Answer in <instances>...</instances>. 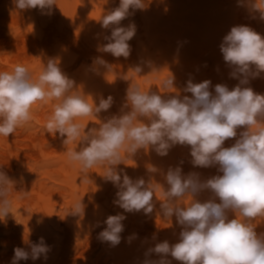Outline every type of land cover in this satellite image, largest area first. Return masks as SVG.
Wrapping results in <instances>:
<instances>
[{
	"label": "clouds",
	"instance_id": "9594fccd",
	"mask_svg": "<svg viewBox=\"0 0 264 264\" xmlns=\"http://www.w3.org/2000/svg\"><path fill=\"white\" fill-rule=\"evenodd\" d=\"M13 3L19 10L39 9L44 14H50L56 5L55 0ZM146 6L145 0H119L118 7L104 14L101 27L111 32L98 51L128 58L132 50L129 41L135 36L136 26H122L121 22ZM254 7L264 19V10L256 4ZM220 51L233 69L231 77L239 80L231 90L225 84H217L213 93L210 80H189L184 91L191 96L181 98L130 85L122 114L87 131L75 121L107 112L114 103L111 95L100 96L98 103L94 99L89 102L54 60L45 64L36 79L25 66L16 65L11 72H0V136H12L28 124L33 105L58 101L45 124L47 133L59 135L63 144L78 143V150L69 151L68 157L82 169L106 165L104 177L118 189L114 205L126 213L143 210L145 215L154 211L156 186L143 178L133 180L123 169L118 170L117 166L123 163L121 150L125 156H132L140 149H151L163 157L176 145L190 146L193 167H215L220 174L201 179L197 173L184 175L179 165L168 168L160 213L165 219L174 217L181 231L175 244L165 240L149 249L161 259L146 260L144 264H171L169 255L181 264H264V233L258 234L253 223L264 217V95L246 86L250 78L264 73V37L248 26H233L223 37ZM93 63L108 67L101 57ZM135 71L140 73L142 69L138 66ZM163 86L173 88L174 77L163 81ZM238 129L243 130L238 133ZM229 139H235V143L225 147ZM148 170L158 172L155 167ZM10 185L14 186L13 181L0 171L3 217L10 213ZM204 193L208 196L202 199ZM189 197L187 205L181 203ZM83 209L79 201L72 211L81 214ZM125 219L122 213L108 216L104 221L106 228L98 234L101 242L118 245ZM133 238L135 234L128 238L129 242ZM49 251L50 246L41 237L27 250L15 248L11 264L42 256L47 259Z\"/></svg>",
	"mask_w": 264,
	"mask_h": 264
},
{
	"label": "rangeland",
	"instance_id": "374dc122",
	"mask_svg": "<svg viewBox=\"0 0 264 264\" xmlns=\"http://www.w3.org/2000/svg\"><path fill=\"white\" fill-rule=\"evenodd\" d=\"M63 1L67 2L71 8L70 18L73 28L76 32L78 31L77 34L82 35L86 41L90 42L91 48L94 51L97 50V55L99 53L101 54V51H98V48L107 43L104 37L110 35L111 30L101 27L100 17L118 7L119 0ZM166 1L167 3H163L162 0H159V3L155 7L151 6L150 8V6H148L149 8L142 10V12L141 10L135 11L134 14L130 15L121 22L122 26H127L130 23H134L136 26L135 36L129 41L132 49L130 55H132L130 57L131 61L128 63L126 60L129 59L124 58L126 61L125 62L124 60L122 61V57H114V59H116L113 61L111 55L110 58H108L109 55L107 53V58H101H103V60L106 59L105 61L107 62L108 67H103L93 63L97 56H95V58H90L92 57V52L94 51L90 53L92 55L88 56L89 58H84L87 55L77 56L68 65V69L70 71L68 72V77L76 82V91L86 95L85 98L88 99L89 102L94 99L98 103L100 96L107 98L109 95H111L114 98L115 93L118 91V88L123 81H125L128 87L130 85L138 86L143 91H158L161 95L166 97L179 96L181 98L186 95L184 89L189 80H192L193 83H200L204 80H207L208 77H211L214 82L225 84L230 90L234 88L239 83V80L231 77L230 73L232 70L231 72L227 73L223 70H217L218 68L215 64L223 58V55L220 51V44L222 43L223 37L230 31L233 25L238 26L237 13L232 8V4H238L241 1L245 3L246 0H232L230 3H226V1L223 4L224 7L220 5L219 7L216 6L207 8L205 6L199 5L198 3L177 0ZM0 5V35L18 36L20 34H24L29 36H41L54 18L53 16L57 15L53 13L56 11L54 7L50 14H44L39 9H29L23 11L19 10L15 7L13 0H0ZM146 17L147 19L142 21L143 18ZM143 27L149 28L147 30L148 32H146L147 34H145L146 29ZM147 40L150 42V44ZM214 58L216 60H214ZM132 59H134V61ZM22 61L23 60H20L12 65H7V67L5 66L4 71H6L7 68V71L11 72L16 65H22L24 63H22ZM116 62L117 64L120 62H125L127 64L123 66L121 65L122 68H124V70L122 69L124 73L121 71L120 66H118ZM138 66L142 69L140 73L135 71V68ZM26 68L29 70V73L32 75L33 79L38 78L37 74L34 73V70H32L29 65ZM156 75L158 76L156 77ZM170 76L174 77V87L165 88L163 86V81H165ZM121 78L123 79L122 81ZM180 85L181 87L179 88ZM246 86L251 87L254 92L264 95V73H262L257 78H250L249 84ZM57 103L58 101L52 100L47 103L40 102L39 104L38 102L35 104V106L33 105V111L31 110L32 120L30 121V123L33 124L29 126L30 124L28 123L29 125L26 124L22 126L23 128L20 127L15 131V133L17 132L20 134V138L15 142V144L19 146L27 145L28 141H26V137L29 134L37 133L41 137L45 135L47 132L45 128V124L47 122L46 117H48V114H52L54 106ZM113 111L112 105V107L107 112H101L98 117H85L88 129L98 128L101 122L113 116ZM45 114H47L46 117ZM50 116L51 115H49V117ZM33 125L34 127H32ZM242 130L243 129H238L237 131L239 133V131ZM32 131L34 133H32ZM1 137L2 136H0V138ZM234 143L235 139H229L225 142L224 146L229 147ZM58 144L59 143L53 141L45 144L40 150H34L32 148L29 149L27 147L23 149L20 148L19 151L15 152L17 147L14 144H12L7 150L6 145L0 142V160L1 157L6 156L3 154L5 153V149L3 152H1L2 148H6L8 151L7 157H3L4 160H2L5 161L6 158L9 157L7 160L12 159V165L15 163L13 165L14 168L9 163H5V165L2 164L0 166V171L5 172L9 179L13 182L20 181L23 182L22 184H25L26 182L32 180L41 183L40 184L37 182L38 185H47L50 183L48 186L52 187L53 184L55 185L56 181L54 180V178H56L54 175L57 174L59 169L64 168L65 165L62 148ZM121 155L124 161L121 164H125L126 168L129 169V174L127 175L130 178L133 180L143 178L145 179L146 183H152L154 186H156L155 196L153 198V202L155 204L153 213L145 215L143 210H141L140 212H137L139 213V215L137 214L139 217L135 215L132 216L133 219L131 218L129 221L124 222V232L126 234L127 231L129 237L133 236V234L131 235V226L133 227V225L136 223L145 224L146 228H149L150 230L153 229V232L157 233L160 231L159 228L162 226L167 230L169 228V230L176 229L181 231V227L176 224L174 217L171 220L165 219L160 213V201L165 199L163 197V187L165 189L167 188V185L164 181V173H166L169 167H176L179 165L182 167L184 175H188L189 173H197L201 179H207L214 175L220 174L217 172L215 167H193L191 164L190 146L176 145L170 149L167 156L163 157L157 155L155 151L151 149H140L135 155L132 156H125L124 151L121 150ZM23 156L24 159H22ZM22 167L25 168L26 171H24ZM150 167L157 168L158 172H149L148 169ZM98 168H100V170ZM9 171H11L10 174ZM105 174V165H97L88 170L82 169L79 165V167L75 170L66 171L65 176L68 180V183L71 185L77 184V186H81L83 189L86 187H94L95 189L97 188L98 190L104 191V193H111L113 191L116 193L118 189L113 185V183L108 180L106 181V178L104 177ZM207 196L208 193H204L201 198L205 199ZM13 198L16 199L17 197L14 195L11 196L12 200H10V213L6 217L0 216V256L1 258L5 259L4 256L6 254L5 257H9V259L6 258L7 261L11 259L10 253L12 252L10 251H13L12 248L15 246V243L19 241L20 238L22 240H26L28 235L24 230H26V232L28 230L25 229V226L28 227V224L30 226L35 225V227L38 228L39 233L43 235L47 232H50V234H57L59 231L60 232L58 234H60L61 229L68 226L64 212L73 213L72 208L75 205V202L68 201L66 211L59 207L57 209L55 205H51L49 208L47 207V211L44 213H41L36 209L32 210L33 212H31L24 209L25 206H21L22 203L19 202L18 199L14 200ZM114 199L116 198H113V201ZM189 201L190 197L184 198L181 203L187 205ZM35 212H37V214ZM39 213L44 216L43 219L41 215H38ZM90 215H92L91 212H84V215L81 217L82 220L76 225L73 224V227H75V230L77 231H81V228H83L84 231L82 232H84L88 238L93 239L98 237L97 234L103 231L104 227L90 230V226L87 223L90 219ZM35 220L38 223L35 222ZM253 223L256 226L257 233H259L264 227V217H258ZM20 227H22V229ZM9 230H21L20 235L9 232ZM1 234H4V236ZM9 240L10 242H8ZM151 240L152 239L150 237L143 236L141 233H137L131 242H120L116 246H110L111 250L107 253H104V263L144 264L146 260L159 261L161 259L160 255L154 252L149 253V249L154 248L157 244L156 241L153 243L154 240ZM105 243L106 242H102L98 252L102 253L103 249L108 246L109 243L106 245ZM51 244L53 243L51 242ZM51 246H54L53 248L55 249L54 244ZM167 259L171 262V264H181L180 261L173 259L170 255L167 257Z\"/></svg>",
	"mask_w": 264,
	"mask_h": 264
},
{
	"label": "bare ground",
	"instance_id": "6f19581e",
	"mask_svg": "<svg viewBox=\"0 0 264 264\" xmlns=\"http://www.w3.org/2000/svg\"><path fill=\"white\" fill-rule=\"evenodd\" d=\"M177 1L198 3L199 5L205 6L207 8V7H216V6L219 7L220 5H222L224 7L223 4L226 1H227L226 3H228V2L230 3L232 0H177ZM238 1H240V0H238ZM145 2L147 5L146 8H149L148 6H150V8H151V6L155 7L159 3V0H145ZM162 2L167 3L166 0H162ZM55 3H56V5H54L53 7L56 11L54 10L55 12H53V13H55L57 15L53 16L54 18L52 19V21L50 22V24L48 25V27L44 31L43 35H41V36H38V35L29 36V35H24V34H20L18 36L0 35V72H3L5 70V66L7 67V65H12V64H14L20 60H23L22 63L24 62L23 63L24 66L28 67V65H29L31 67V69L34 70V73H36L37 77H38L39 74L43 71L45 64L49 60H54L57 62V64L61 68V70L67 76H69L68 72H70V71L68 69L69 68L68 65L77 56L87 55L84 58H86V57L89 58L88 56L92 55L90 53L94 50L91 48L90 42L86 41V39H84L82 37V35H78L77 34L78 31L76 32L72 26V21L70 18L71 8L69 7L68 3L63 1V0H55ZM255 4L259 8L264 10V0H246L245 3L241 1L238 4L233 3L232 8L237 13L238 26H240V25L248 26L251 29H253L255 32L259 33L262 37H264V19L261 18V11L254 7ZM0 7H1V5H0ZM225 8H227V7H225ZM136 11H140V10H136ZM141 12H142V10H141ZM146 13H147V11H146ZM14 15H16V14H14ZM16 17H18V16H16ZM12 19H13V17H12ZM14 19H15V17H14ZM145 19H147V17L143 18L142 21H144ZM48 22H49V20H48ZM143 28L146 29L145 34H147L146 32H148L147 30L149 28H147V27H143ZM149 44H150V42H149ZM94 52L96 53L97 50ZM94 52H92L93 55L90 58H93V57L95 58V56L107 58L108 55H109L108 58H110V55H111L110 53H108V55H106L107 53L104 54L103 52H101V54H100L98 52L99 53L98 54L99 56H98L97 53L95 55ZM88 54H90V55H88ZM131 55H129V57H128L129 60H126L127 63L129 61H131V58H130ZM111 57H112V60L115 61L116 58L114 59V56H112V55H111ZM119 58H121V57H119ZM112 60H111V62H112ZM119 60H121V59H119ZM123 60H124V57H122V61ZM132 60L134 61V59H132ZM214 60H216V59L214 58ZM125 62H120L119 63L120 65L117 64V62H116V64L118 66H120L121 71H122V69L124 70V68H122V66L127 65ZM85 63H86V61H85ZM215 63H216V61H215ZM215 65L218 68L217 70H223L226 73L231 72V70H233L232 68H230L226 64V62L224 61L223 58L220 61H218ZM125 69H126V67H125ZM6 71H7V68H6ZM157 76L158 75H156V77ZM139 79H140V77H139ZM122 80L123 79L121 78V81ZM207 80L211 81L210 91H212L214 93L215 85L220 84V83L214 82V80L211 77H208ZM140 83H141V80H140ZM142 83H143V81H142ZM180 87H181V85L179 86V88ZM128 88L129 87L127 86L125 81H123L122 84L119 86L118 91L115 93L114 103H113V110H114L113 115L118 116V115L122 114V108L126 102L125 101L126 90ZM186 95L190 97L191 93L186 92ZM39 104H40V102H39ZM123 111H127V109H123ZM46 115L47 114H45V117H46ZM49 115H51V114H48V117H49ZM48 117H46L47 120H48ZM75 122L81 124L85 131L89 130L87 127L85 117L77 118V120ZM29 124L28 125L31 126L33 123L29 122ZM28 125H27V127H28ZM32 127H34V125ZM42 130H43V126H42ZM19 132H20V130H19ZM30 133H31V131H30ZM32 133H34V132L32 131ZM19 138H20V134H18L16 132L12 136H9V137H3L2 136L0 138V142L4 143L6 145L7 150L11 147L12 144H14L17 147L15 152L19 151L20 148L23 149V148H27V147L29 149L32 148L34 150H40L44 147L45 144H47L49 142H53V141L57 142V143H59L58 145L62 148V154H63L64 159H65V165H64V168L60 167L61 169H59L57 171V174L54 175L56 177V178H54V180H56V181H55V185L53 184L52 187L48 186L50 183L47 184L46 181L45 182L47 185H43V184L38 185L37 184L38 181L36 182V181H32V180L29 182H26L25 184H22L23 182H20V181L13 182L14 186L10 185V192H9L10 200H12L11 196L14 195L15 197H17L16 199H18V201L22 203L21 206H25L24 209H26L27 211H31V212H33L32 210L36 209L37 211L44 213L45 211H47V207L49 208V206H51V205H55L57 207V209L59 207V208L63 209L64 211H66V206H67L68 201L69 202H71V201L75 202V204L77 202L81 201L83 206H84V209H83V212L81 214L64 212L66 219H67V222H68V226L65 228L63 227L61 229L60 234H58L60 232L59 231L57 234H50V232H47L46 234L43 235V234L39 233V230L37 227H35V225L33 226L31 224L32 226H30L28 224V227L25 226V229H27L28 231L26 232V230L23 229L25 231V233L28 235L27 236L28 238L26 237V240H22L20 238V240L17 241L15 243V246L12 248L13 251H10V252H12V253H10L11 259L9 261H7V259H9V257H5L6 256V254H5L4 258L5 259L7 258V259L5 260V259L1 258V256H0V262L2 264H11L12 258L14 256V249L15 248L21 247V248H25L27 250L29 248L30 243H36L39 241V239L41 237H43L46 244L48 246H50V251L47 253V259H45L42 256L41 258H39L35 261H33L31 259H29L27 261L22 260L19 262V264H105L104 263V259H105L104 253L109 252L111 250L110 246L111 247H113V246L110 243L108 244V242H106L105 245L108 244V246L105 247V249H103L102 253L98 252V250L100 249V246L102 245L101 240L98 237H95L93 239L88 238L85 235V233L82 232V231H84L83 228H81V231H77V230H75V227H73V224L76 225L77 223H79L82 220L81 217L84 215V212H91L92 215H90V217H89L90 219L87 222L90 226L89 229L95 230V229H100L102 227L106 228V224L104 223V221L107 219L108 216L116 215L118 213H122L126 216V219L122 222L124 227H125L124 222L129 221L132 218V216H135V215L138 216L139 213H137V212L126 213L123 211V209L114 205L113 198H116L115 191H113L111 193L110 192L104 193V191L98 190L97 188L95 189L94 187H90V188L86 187L83 189V188H81V186L80 187L77 186V184L71 185L68 183V180L65 176L66 171L75 170L76 168L79 167V163L73 162L69 159L68 152L73 150V149L78 150V147H79L78 143L63 144V142H62L63 138L59 137V135H57V136L50 135L47 132L42 137L39 136L37 133L36 134H29L26 137V141H28V143L26 142L27 145H24V146H19V145L15 144V142L18 141ZM6 148H2V150H1V152H3V150L5 149V153H3L4 155H6L5 157H7V153H8ZM23 154H24V152H23ZM3 157H1L0 166L2 164L5 165V163H9L11 166H13L15 164V163H13V165H12V159L11 160L9 159L11 161V163L9 160H7L9 157L6 158L5 161H3L5 158V157L4 158ZM22 159H24V156ZM25 160H26V158H25ZM122 162H124V161H122ZM134 162H136V161H134ZM4 165H3V167H4ZM6 166H5V169H6ZM105 167H107V166L105 165ZM13 168H14V166H13ZM117 168H118V170L123 169L127 174H129V169L126 168L125 164L124 165L120 164L117 166ZM18 169H19V167H18ZM98 169L100 170V168H98ZM23 170L26 171L25 168H23ZM103 170H104V168H103ZM138 171H140V170H138ZM27 172H28V169H27ZM89 172H90V170H89ZM10 173H11V171H9V174ZM22 173H23V171H22ZM87 174H89V173H87ZM141 175H142V173H141ZM136 178H138V177H136ZM38 183H40V182H38ZM42 183H44V182H42ZM16 199H14V200H16ZM61 209H60V211H61ZM35 213L37 214V212H35ZM41 213H39L38 215H41ZM46 215H48V214H46ZM41 216L43 219L44 216L43 215H41ZM53 216H55V215H53ZM45 219H46V217H45ZM35 222H37V221L35 220ZM131 223H129V224H131ZM20 228L22 229V227H20ZM257 229H259V228H257ZM159 230L160 231H158V233L153 232V229L150 230L149 228H146L145 224H137L136 223L133 225V227L131 226V235L141 233V234H143V236L150 237L152 239L151 241L154 240L153 243H155V241H156V243H160V242H163L165 240H167L169 242V244L170 243L175 244L176 242H178L180 231H178L176 229L169 230V228L167 230V229H164L163 226L161 228H159ZM20 231L19 230L18 231L17 230L16 231L9 230V232L15 233L16 235L17 234L20 235ZM260 233H264V227L261 229V231L258 234H260ZM26 234H25V236H26ZM1 235L4 236V234H1ZM128 235L129 234L127 233V231H126V234L124 231L121 233V243H123V242L128 243L129 242V239H128L129 236ZM97 236H98V234H97ZM7 239H9V238H7ZM11 241H12V239H11ZM50 241L55 245V249L53 248L54 246H51L53 244H51ZM8 242H10V240ZM11 247H12V243H11ZM139 254H140V252H139Z\"/></svg>",
	"mask_w": 264,
	"mask_h": 264
}]
</instances>
